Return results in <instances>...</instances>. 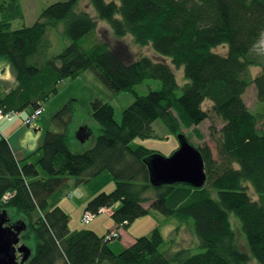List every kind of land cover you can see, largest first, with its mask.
I'll list each match as a JSON object with an SVG mask.
<instances>
[{"label": "trees", "instance_id": "obj_1", "mask_svg": "<svg viewBox=\"0 0 264 264\" xmlns=\"http://www.w3.org/2000/svg\"><path fill=\"white\" fill-rule=\"evenodd\" d=\"M90 4L117 37L129 34L138 44L150 45L182 68L187 82L178 94L176 74L165 60L146 55L128 60L105 40L85 48L81 40L96 31L98 20L79 7V0L54 2L32 25L16 29L12 21L24 16L21 0H0V57L15 65L18 81L0 99L5 111L43 107L59 92L62 80L87 69L95 70L113 91L135 95L121 123L110 103L99 98L91 102L101 133L83 152L73 151L69 144L73 99L54 114L55 129L46 131L37 162L19 159L0 133V210L15 209L22 215L27 225L24 241L36 243L24 264H248L253 259L264 264V112L252 111L243 97L254 83L264 102V55L257 51L264 35V0H90ZM60 22L71 42L58 55L47 56L52 43L46 35ZM220 45L227 46L225 54L214 51ZM251 66L261 67L255 77L249 75ZM146 79L160 80L161 87L140 95L135 87ZM205 100L212 102L223 123L214 136L217 157L208 144L196 146L205 162V185H152L147 160L156 151L133 148L132 140L153 137L158 119L174 133L182 126L196 127L209 117ZM79 133L89 137L91 130L82 126ZM40 168L47 176L40 177ZM107 170L116 180L115 189L92 197L85 211L96 214L113 208L115 229L127 227L151 209L181 223L192 218L205 250L190 254L181 248L169 254L162 250L164 236L155 229L116 253L109 245L115 238H107L113 230L105 235L87 228L72 232L70 214L60 205L49 208L50 197L65 191L71 177L80 185ZM231 213L240 220L250 253L237 243Z\"/></svg>", "mask_w": 264, "mask_h": 264}, {"label": "rangeland", "instance_id": "obj_2", "mask_svg": "<svg viewBox=\"0 0 264 264\" xmlns=\"http://www.w3.org/2000/svg\"><path fill=\"white\" fill-rule=\"evenodd\" d=\"M57 1L65 0H21L24 16L13 20L12 28L16 29L17 27H22L25 25H32L35 21H37L41 12L46 7ZM79 7L82 10L88 11L98 20L96 31L89 33L81 40L85 48H90L99 40H105L122 57L128 60L137 59L141 55L149 56L154 60H165L172 67L176 74L179 84L178 94L182 93L183 86L187 82L182 68H176L171 63L169 58L163 57L157 53L150 45L143 46L138 44L135 42L132 35L128 34L124 37H117L112 31L109 23L98 18V13L90 4V0H79ZM46 36L52 43L47 56L58 55L71 42L69 39L70 37L65 32V24L63 22H60L57 27H50ZM214 51L225 54L227 52V46L220 45L214 48ZM257 51L264 55V35L257 45ZM260 70V66H251L249 68L250 77H255L260 72ZM160 87V80L146 79L142 83L138 84L135 89L138 94L145 95L151 89H159ZM243 97L248 107L252 111L264 112V102L258 99L257 89L254 83H251L247 87ZM97 98L104 102L110 103L114 107L115 119L118 123H121L123 111L133 103L135 100V95L132 91H113L99 78L95 70L87 69L80 73L78 77L66 78L59 83V92L52 95L47 101L43 103V114L41 117H43L44 122L42 125L49 127L51 124V128L49 129H55L54 122L52 121L54 114L59 111L67 102L73 99L75 111L68 131L69 144L73 151L83 152L93 145L96 138L101 133V126L92 116L91 102ZM203 108L208 111L209 117L196 127L186 128L182 126L180 132H183L186 135L188 141L195 146L208 144L212 148L214 156L217 157V143L214 136L219 135L218 131L222 127L223 123L221 119L213 112L212 102L210 100L204 101ZM29 111L30 109L25 111V113L23 112V117H26V114ZM33 111L34 109L32 112ZM26 126L32 128L38 127L37 124H34L33 126ZM82 126H87L91 130L90 136L84 141L78 137V132ZM154 129L155 135L153 137H136L132 140L130 144L131 147L137 148L139 146H144L152 151H156L155 153H161L164 156H169L178 149L180 146V132H172L161 119H158L154 122ZM196 130H198L201 137L198 136ZM38 159L39 158L34 155L33 161L37 162ZM40 171V177L47 176V173L41 168ZM91 181L92 183H90ZM69 184V187L65 191H58L50 197L49 208L55 207L57 205L56 203H59L61 200H66L64 205H69L72 207V209L70 208L71 210H68V213L70 214V217H72L74 224L80 223L83 225V229H92L91 227L97 225L102 231L105 230V232L114 226V228H116V223L114 222L112 213H110L109 210L96 213L93 220L88 223L82 222V216L85 211L84 209L88 202L85 206H81L80 204V201L85 199L88 195L87 189H92L96 184H99V186L102 188L93 192L94 194H90L89 197L91 198L100 192L104 191L110 193L115 189L116 180L110 171H104L101 175L94 177L90 181L82 183L78 186L76 184L75 177H71ZM249 191L250 194L255 198L256 194L254 189L251 188ZM145 206H149V203H145ZM112 209L113 208H111V210ZM8 215L13 220L25 221L22 215L16 213L15 209L8 211ZM230 218L233 228L236 232L238 245L242 250L250 253L245 235L241 230L240 220L234 213L230 214ZM122 229L127 231V237H117L109 242V245L113 251H117L116 253H120L124 250L126 247L125 242L127 238H137L150 235L155 229H159L164 236L165 243L162 246V250L168 252L169 254H173L181 248H186L189 250L190 254H196L205 250L201 246L199 238L194 233L192 218L188 219L187 222L181 223L175 216H167L158 210L151 209L148 214L137 218L134 222L129 224L127 227H123ZM119 231L121 234V229H119ZM25 244L32 249H34L36 246L35 240H31L28 243L25 242ZM248 264H259V262L256 259H253Z\"/></svg>", "mask_w": 264, "mask_h": 264}, {"label": "water", "instance_id": "obj_3", "mask_svg": "<svg viewBox=\"0 0 264 264\" xmlns=\"http://www.w3.org/2000/svg\"><path fill=\"white\" fill-rule=\"evenodd\" d=\"M78 137L82 141L88 138L79 132ZM179 139L180 146L171 155L154 153L147 160L150 182L154 186L180 182L198 188L203 187L207 181V175L201 150L191 144L183 132H180ZM9 219L8 211L2 210L0 212V264H19L17 251L23 254L21 263L24 264L32 253L31 249L26 244L17 249L16 245L20 241V233L26 229L27 225L24 221H20L14 227L5 226Z\"/></svg>", "mask_w": 264, "mask_h": 264}, {"label": "crops", "instance_id": "obj_4", "mask_svg": "<svg viewBox=\"0 0 264 264\" xmlns=\"http://www.w3.org/2000/svg\"><path fill=\"white\" fill-rule=\"evenodd\" d=\"M16 75L17 73H16L15 65L8 58L0 57V99L18 85ZM29 109L30 111L27 112L26 117H23L22 115L23 112L25 113V111H28ZM32 110H33L32 107H28L27 109H25L23 112H21L19 116L20 119L16 118L14 121H0V133L9 141L10 145L12 146L13 150L15 151L19 159H27V161L34 162L33 161L34 155H36L37 158L41 156V152H39V149L44 142L46 131L50 130L49 128H51V124L49 125V127L42 125L44 121H43V117L40 116L39 118H37L36 123H34V124H37L38 127L32 128V127L26 126L27 124L24 123V120L25 118L31 115ZM90 183H92V181ZM100 188L102 187L99 186V184H96L90 190L88 188L87 197L80 201L81 206H85L86 203L91 198L89 197L90 194H92L96 190H99ZM65 202L66 200H61L59 201V203H56V204L61 205L66 211L71 210L72 207L69 205H64ZM84 210H86V207ZM107 210H109L110 213H112L111 208H107ZM114 227H112L108 231L114 230L115 229ZM82 228H83V225H81L80 223L74 224L72 217H70V229L72 230V232H75ZM91 228L92 230L96 231L100 235H105L108 232V231L105 232V230L102 231L100 227L97 225ZM128 235H129V232H128ZM120 237L121 238L127 237V231H124L123 229H121ZM134 240H135V237L127 238L125 242V246L127 247L131 245L134 242Z\"/></svg>", "mask_w": 264, "mask_h": 264}, {"label": "built area", "instance_id": "obj_5", "mask_svg": "<svg viewBox=\"0 0 264 264\" xmlns=\"http://www.w3.org/2000/svg\"><path fill=\"white\" fill-rule=\"evenodd\" d=\"M42 113H43V107L35 109L29 117L25 118L24 123L29 126H32L37 120V118L41 116ZM20 114L21 113L18 111L15 110L5 111L3 108L0 107V121L1 120L14 121L16 118L20 116ZM103 211H107V208H101L99 210V212H103ZM94 216L95 213H93L92 211H85L82 216V221L84 223H88L93 220ZM119 236H120L119 229H115L109 235H107V238L112 239L113 237L117 238Z\"/></svg>", "mask_w": 264, "mask_h": 264}, {"label": "flooded vegetation", "instance_id": "obj_6", "mask_svg": "<svg viewBox=\"0 0 264 264\" xmlns=\"http://www.w3.org/2000/svg\"><path fill=\"white\" fill-rule=\"evenodd\" d=\"M2 210H0V212H1ZM20 221H22V220H13V219H9V221H7L6 223H5V226H11V227H14L15 225H18V223H20ZM25 222V221H24ZM26 223V222H25ZM26 228H27V226H26ZM25 231V230H24ZM24 231H22L21 233H20V241H19V243L16 245V247H17V249L21 246V245H25V241H24V238H23V234H24ZM17 259H18V261H19V264H22L21 263V261H22V258H23V254L22 253H20L19 251H17Z\"/></svg>", "mask_w": 264, "mask_h": 264}]
</instances>
